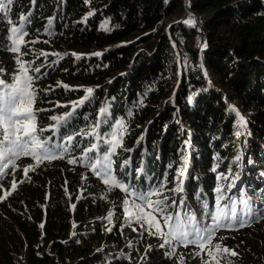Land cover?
Returning a JSON list of instances; mask_svg holds the SVG:
<instances>
[{
  "label": "trees",
  "instance_id": "obj_1",
  "mask_svg": "<svg viewBox=\"0 0 264 264\" xmlns=\"http://www.w3.org/2000/svg\"><path fill=\"white\" fill-rule=\"evenodd\" d=\"M187 6L188 11L185 0H36L34 5L32 0H14L10 15L0 19V59L16 68L11 52L5 50L7 20L16 22L31 12L25 39L38 42L22 51L31 49L23 58L44 65L35 85L34 108L46 109L37 116L38 127L53 123L50 117L69 111L72 101L85 96L84 89L93 88L94 101L77 110L67 131L91 130L99 110L107 107L109 121L98 131L105 133L108 123L123 118V148L132 150L118 149L113 157L118 178L131 179L148 191L166 177L167 187L173 188L176 170L186 159L184 196L187 204L199 209L198 194L213 202L217 175L229 168L223 167V159L241 154L237 144L242 138V155L249 157L246 184L233 195L238 199V189L244 188L247 197H258L262 203L264 170L256 163H264V0H188ZM90 12L94 14L88 16ZM190 16L195 27L179 22ZM50 19L51 34L45 31ZM105 21L111 31L101 29ZM41 51L60 56L37 59ZM97 51L100 56L93 55ZM58 82L76 90L57 87ZM233 108L244 117L246 127L238 126ZM64 131L54 142L64 143L60 138ZM90 140L76 137L79 147L70 146L63 159L36 165L31 157H23L16 172L9 169L0 180V196L10 191L0 201V264H178L180 254L188 258L190 247H177V256L169 258L168 249L155 245L157 237L141 234L138 225L129 226L125 193L110 191L83 161L82 149ZM72 157L76 164L68 163ZM129 157V168L120 169ZM28 165L35 171L25 180L22 169ZM141 166L143 178L136 180L133 170ZM122 171L124 176L119 175ZM262 222L220 229L212 247L233 239L248 245L246 252L252 253L256 249L250 240H263L253 226ZM246 258L234 264L253 262L251 256Z\"/></svg>",
  "mask_w": 264,
  "mask_h": 264
},
{
  "label": "snow or ice",
  "instance_id": "obj_2",
  "mask_svg": "<svg viewBox=\"0 0 264 264\" xmlns=\"http://www.w3.org/2000/svg\"><path fill=\"white\" fill-rule=\"evenodd\" d=\"M13 3L14 0H0V19L10 15ZM35 3L36 0H32V4ZM93 14L90 12L88 16ZM32 15L31 12L27 16L21 15L16 22L10 19L7 20L10 24V35L5 50L15 54L14 62L18 67L11 77V82L3 78L6 72L3 68H0V180L8 174L9 169L14 174L18 167V161L23 157H31L36 165L58 158L63 159L65 154L69 152L70 146L79 147L76 137L91 138L88 145L82 149L83 161L86 162V166L92 170L94 175L108 186L110 191L119 189L125 193L123 205L129 226L138 225L139 229L142 230L141 234L147 233L149 236L157 237L161 241L158 247L168 249L166 255L169 258L177 256V245L184 247L191 245L199 249L194 253L196 256H201L202 253H206L208 256L209 259L207 260L201 256L202 264H220V260L213 254L212 249V242L216 238L218 230L233 229L234 226L243 228L249 221L264 217V211L252 206L254 202L247 198L244 188L238 189L240 193L238 199L234 195H228L233 189H237L240 174L234 172L231 167L228 168L226 173L223 171L218 173V183L214 188V205L210 206L208 199L203 197L202 193L198 194L197 198L201 205L200 215L191 210L184 196L186 192L185 179L188 176V162L186 159L183 167L176 170V176L174 177L176 183L173 188L167 187L166 177L161 179L158 185L150 187L148 191L138 188L131 179L118 178L117 175L113 174V157L117 155L118 149L132 151L123 148V139L126 132V124L123 118L115 121V130L102 134L98 129L101 128L102 123L109 121L108 108L102 107L91 130H82L71 134L67 131L76 117L77 110L94 101V89L91 87L84 89L86 94L83 98L71 102L69 111L59 116L50 117L53 123L47 127H38L37 116L46 109L34 108L38 95V89L35 85L41 79V68L44 65L35 66L34 62L23 58L30 54L31 49L22 51V48L27 49L29 44L38 42V38L36 40L25 39L29 36L27 29L32 22ZM86 19L87 17H85ZM179 22L190 27L196 25L195 18L191 16ZM107 24L108 22L105 21L101 25V29L111 31ZM52 25L53 21L50 19L45 28V31L49 34H51ZM49 55L60 56L59 53L49 54L41 51L38 53L37 59L41 56L47 59ZM72 55L77 56L78 59L80 58L75 53ZM93 55L100 56L101 53L97 52ZM60 58L62 59V57ZM51 63L54 64L56 61ZM60 86L66 90H76L69 85L58 82L57 87ZM188 100L191 102L192 97L190 96ZM140 103L142 104L143 101L141 100ZM56 106L62 107L63 105L57 104ZM232 111L236 112L238 126L241 128L246 127L247 122L238 110L233 108ZM128 115L131 116L132 112L129 111ZM108 126L111 127V123H108ZM61 129H65L60 137L64 143H56L54 139L61 132ZM46 132H50L51 135L45 136ZM235 135L239 137L241 132L237 131ZM100 152H103V155H100ZM240 160L241 156L237 155L235 162ZM68 163L76 164L77 159L74 157L69 158ZM130 164L131 157L124 160L119 168L127 170ZM171 167L172 165H169V168ZM218 167L219 164H217ZM22 171L26 180L29 172L35 171V166H25ZM133 171L136 180L143 178V166ZM213 171H216V169H213ZM119 175L124 176L125 173L122 171ZM127 175L131 176L132 173H127ZM25 180H21L19 183H24ZM16 187L17 181L13 178L11 189L15 190ZM167 193L172 195L170 196ZM9 194L10 191H5L4 195L0 196V201L4 200ZM177 195L179 198H177ZM201 197L203 198L201 199ZM74 207L75 205H73ZM111 218L112 213L109 212L107 217L109 222H111ZM108 230L111 231V229ZM136 230L137 228L133 227V231ZM219 239L223 240L224 237H219ZM151 248L152 246L149 245L145 250V255L141 257L142 261L146 260L147 252ZM214 248L217 253H227L232 257L238 255L234 250L227 247L221 249L220 243H216ZM222 258L226 260V264H231L227 256ZM178 264H185L183 254L179 255Z\"/></svg>",
  "mask_w": 264,
  "mask_h": 264
},
{
  "label": "rangeland",
  "instance_id": "obj_3",
  "mask_svg": "<svg viewBox=\"0 0 264 264\" xmlns=\"http://www.w3.org/2000/svg\"><path fill=\"white\" fill-rule=\"evenodd\" d=\"M97 52H99V51H97ZM14 56H15V54H13V53L10 54L11 58H14ZM17 67H18V65L16 64V68H11V66H9V63L7 62L6 59H3V58L0 59V68H3L5 70V72H6V75L3 78L5 80H7L8 82H11V77L14 74V72L16 71ZM119 119H120V117H118L117 119L112 121L111 127H109V129L103 134H106L108 132H111V131L115 130V121L119 120ZM105 138L107 139L108 137L106 136ZM237 146L239 148V151L241 152V154H240L241 160L239 162H235V157H233V155H232L231 158H229V160L227 162L224 161V159H223V167H225V168L226 167H231L233 169V171H236V172H238L240 174V180L237 182V187H241V185L243 186V184H246V181L244 180L243 176H244V174L246 172L245 165L247 166L246 163H247V160H248L249 157H248L247 154L242 155L243 145H241L240 142H239V144H237ZM103 147L104 146L102 145V148ZM99 154L103 155V152H100ZM220 164H222V161H221ZM256 164H257L258 167H260V168H257V169H259V170L263 169L264 170V167H261L262 165H264V163H256ZM246 168H248V166ZM113 174L116 175L115 173H113ZM260 174L264 177V171H263V173H260ZM250 175H251V173H250ZM234 192H235V189H233L232 192L228 193V195H233ZM249 193L251 194V193H254V192L250 191ZM214 197H215V195H214ZM247 198H250L251 201H253L252 200V198H253L255 200V202L258 203V205L261 206L260 209L262 211H264V200L261 203V201L259 200L258 197H252V198L251 197H247ZM188 204L195 211H197V212L201 211V209L195 207V204H191V202H189ZM212 205H214V200L210 204V206H212ZM238 209H239V205H238ZM258 220H262L263 222L261 224H259V225L253 226V228H256V231L261 233V235L263 236V240L260 241L259 238H257V240L256 239L250 240V242H251L250 244H251L252 248H255L256 250H254L252 253H250V252L248 253V252H246L247 248H249L248 245H246V244L243 245V243H241V242L239 243L237 241L232 242L233 239H230L231 241H229V242L224 240L225 242L223 241L224 244L221 245V249H223L224 247H227L230 250H234L236 253H238V255L235 256V257H232V256H230L227 253H217L215 248L212 247L213 254L215 256H217V258L220 260V264H225L224 262H226V260L224 258H222L223 256H227L228 260L231 261V264H234V263L238 262L240 260V258H244V257L248 258V256H251L252 260H253V262H252L250 259H248L249 260V264H251V263L252 264H264V217H262V218H260ZM234 227H237V226H234ZM221 230H229V229H221ZM226 234H228V233H226ZM160 242L161 241L155 242L156 243L155 245L158 246ZM176 247H184V246L177 245ZM188 247H190L189 248L190 253L188 254L189 255L188 258L184 257L185 264H202L201 256L205 260L209 259L208 256L206 255V253H202L201 256H196L194 253L196 251H199L198 248H195L194 246H191V245H189ZM19 259L23 260V256H20ZM243 264H244V261H243Z\"/></svg>",
  "mask_w": 264,
  "mask_h": 264
},
{
  "label": "water",
  "instance_id": "obj_4",
  "mask_svg": "<svg viewBox=\"0 0 264 264\" xmlns=\"http://www.w3.org/2000/svg\"><path fill=\"white\" fill-rule=\"evenodd\" d=\"M187 1H188V0H185V10H186V11L190 10L189 7L187 6Z\"/></svg>",
  "mask_w": 264,
  "mask_h": 264
}]
</instances>
